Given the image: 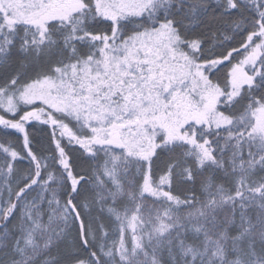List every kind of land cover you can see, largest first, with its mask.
<instances>
[{
	"label": "snow or ice",
	"instance_id": "obj_1",
	"mask_svg": "<svg viewBox=\"0 0 264 264\" xmlns=\"http://www.w3.org/2000/svg\"><path fill=\"white\" fill-rule=\"evenodd\" d=\"M0 264H264V0H0Z\"/></svg>",
	"mask_w": 264,
	"mask_h": 264
}]
</instances>
